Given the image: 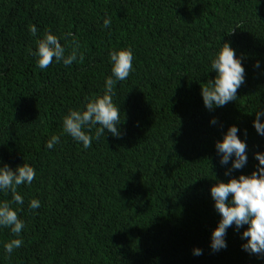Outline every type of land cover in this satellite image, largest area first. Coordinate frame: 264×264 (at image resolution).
<instances>
[{"label":"trees","instance_id":"obj_1","mask_svg":"<svg viewBox=\"0 0 264 264\" xmlns=\"http://www.w3.org/2000/svg\"><path fill=\"white\" fill-rule=\"evenodd\" d=\"M48 30L66 55L78 41L71 66H36L31 53ZM225 42L245 83L236 101L208 110L200 86L214 77L210 60ZM124 48L134 71L115 86L121 136L84 149L62 134L63 117L103 94L108 53ZM256 111H264V0H0V165L36 170L16 189L23 205H11L24 221L20 237L0 228V264H264L242 249L247 225L227 229L225 249L210 248L220 220L210 188L250 175L264 152ZM229 126L240 129L248 156L230 176L231 161L221 165L215 150ZM52 135L61 142L48 150ZM31 199L41 207L29 210ZM15 238L24 243L9 256L4 245Z\"/></svg>","mask_w":264,"mask_h":264},{"label":"clouds","instance_id":"obj_2","mask_svg":"<svg viewBox=\"0 0 264 264\" xmlns=\"http://www.w3.org/2000/svg\"><path fill=\"white\" fill-rule=\"evenodd\" d=\"M103 27L109 28L111 18H103ZM38 28L30 26L33 37H37ZM71 34H65L68 39ZM60 37L51 30L46 31L42 38L37 39V48L31 54L36 57V66L46 70L55 62H62L64 66H71L78 60L79 43L72 37V51L66 55V48L60 42ZM82 59V56L79 57ZM111 65V75L104 81L102 95L89 99L83 109L69 110L63 117L62 134H67L74 141L81 144L84 149L92 146L93 140H99L110 134L112 137L121 136L120 106L113 102L115 86L118 82L125 81L133 67V51L131 48L113 50L108 53ZM255 67L259 68L257 61ZM209 72H214L213 78L200 86V96L204 107L213 110L223 107L229 102L237 100V91L245 83V69L242 60L236 55L229 43L221 44L219 51L210 60ZM210 123L215 124L213 119ZM255 132L264 136V111H256L252 122ZM95 130L94 135L91 134ZM240 129L229 126L222 139L215 143V150L221 165H229L225 175L230 176L233 170H240L248 160L247 144L238 137ZM61 142L59 135H52L46 142L45 148L53 150ZM258 161L255 170L250 175H239L231 178L226 183L216 182L210 188V196L214 202V209L219 214L220 220L210 235V248L218 252L227 247L225 236L227 229L235 226L240 229L247 225L242 232V239L246 243L242 249L248 253L264 255V152L254 154ZM36 179V170L29 164L23 163L15 169L7 164L0 165V193L11 192L12 201H0V228H10V231L20 237L24 229V221L18 217L19 208H13L12 203L23 205L24 198L16 189L21 185H31ZM29 210L39 209L41 203L38 199H31ZM22 238L11 239L4 245V252L9 256L14 250L23 245ZM193 255H202V250L193 249Z\"/></svg>","mask_w":264,"mask_h":264}]
</instances>
